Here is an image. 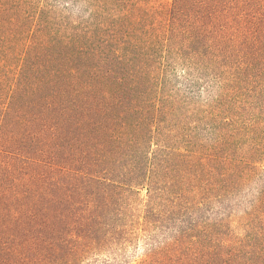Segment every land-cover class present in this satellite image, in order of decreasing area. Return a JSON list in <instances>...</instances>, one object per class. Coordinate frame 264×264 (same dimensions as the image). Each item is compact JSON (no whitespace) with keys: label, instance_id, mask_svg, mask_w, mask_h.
Wrapping results in <instances>:
<instances>
[{"label":"trees","instance_id":"16d2710c","mask_svg":"<svg viewBox=\"0 0 264 264\" xmlns=\"http://www.w3.org/2000/svg\"><path fill=\"white\" fill-rule=\"evenodd\" d=\"M131 1L94 0L75 24L34 0H0V31L32 41L23 81L0 88V264H41L63 243L74 259L121 234L119 215L99 210L72 165H105L110 184H139L162 135L155 123L170 113L175 66L222 71L235 87L243 70L264 66V0H172L154 10L141 5L149 0L130 10ZM110 4L128 13L112 18Z\"/></svg>","mask_w":264,"mask_h":264},{"label":"rangeland","instance_id":"374dc122","mask_svg":"<svg viewBox=\"0 0 264 264\" xmlns=\"http://www.w3.org/2000/svg\"><path fill=\"white\" fill-rule=\"evenodd\" d=\"M34 2L77 24L90 17L94 0ZM169 2L141 5L154 10ZM109 6L112 18L128 13ZM31 45L0 31L1 89L23 81ZM218 72L220 78L204 76L179 65L167 74L170 113L155 123L162 135L155 131L139 184L118 187L105 165L73 163L75 182L99 210L119 215L121 234L106 244L94 241L74 259L63 243L58 256L41 264H264V66L243 70L236 87Z\"/></svg>","mask_w":264,"mask_h":264}]
</instances>
